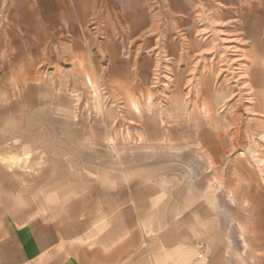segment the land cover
I'll return each instance as SVG.
<instances>
[{
    "label": "rangeland",
    "instance_id": "374dc122",
    "mask_svg": "<svg viewBox=\"0 0 264 264\" xmlns=\"http://www.w3.org/2000/svg\"><path fill=\"white\" fill-rule=\"evenodd\" d=\"M4 212L264 264V0H0Z\"/></svg>",
    "mask_w": 264,
    "mask_h": 264
},
{
    "label": "crops",
    "instance_id": "0c3cea01",
    "mask_svg": "<svg viewBox=\"0 0 264 264\" xmlns=\"http://www.w3.org/2000/svg\"><path fill=\"white\" fill-rule=\"evenodd\" d=\"M137 226L124 230L117 223L97 230L91 238L88 223L42 218L23 222L4 212L0 214V264H155L163 260L161 252H169L162 249L166 242L171 246L186 244L185 236L179 231L169 241L160 237L166 228L140 227L138 230ZM149 230L153 233L151 237ZM151 239H159L160 243L155 244ZM144 245L149 251L148 258L136 261Z\"/></svg>",
    "mask_w": 264,
    "mask_h": 264
}]
</instances>
